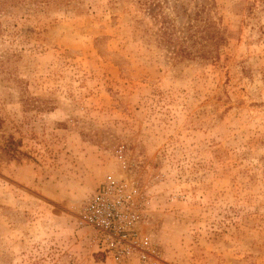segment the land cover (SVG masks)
Masks as SVG:
<instances>
[{
  "label": "rangeland",
  "instance_id": "obj_1",
  "mask_svg": "<svg viewBox=\"0 0 264 264\" xmlns=\"http://www.w3.org/2000/svg\"><path fill=\"white\" fill-rule=\"evenodd\" d=\"M109 179L121 261L80 223ZM0 264H264V0H0Z\"/></svg>",
  "mask_w": 264,
  "mask_h": 264
},
{
  "label": "built area",
  "instance_id": "obj_2",
  "mask_svg": "<svg viewBox=\"0 0 264 264\" xmlns=\"http://www.w3.org/2000/svg\"><path fill=\"white\" fill-rule=\"evenodd\" d=\"M136 200L132 186L109 179L86 200L80 213V223L91 229L99 250L118 261L148 245L136 231Z\"/></svg>",
  "mask_w": 264,
  "mask_h": 264
},
{
  "label": "trees",
  "instance_id": "obj_3",
  "mask_svg": "<svg viewBox=\"0 0 264 264\" xmlns=\"http://www.w3.org/2000/svg\"><path fill=\"white\" fill-rule=\"evenodd\" d=\"M149 8L150 7H148V10H149ZM184 52H186V51H184ZM18 147H20V142H15L12 139L9 142V146H7L6 149L2 150L3 157L9 161H12V160L20 161L23 158H28L27 154L19 151Z\"/></svg>",
  "mask_w": 264,
  "mask_h": 264
}]
</instances>
